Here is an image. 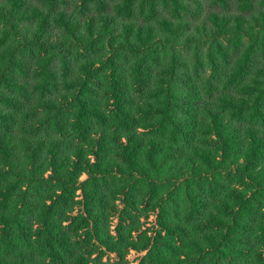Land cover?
<instances>
[{"label":"trees","instance_id":"1","mask_svg":"<svg viewBox=\"0 0 264 264\" xmlns=\"http://www.w3.org/2000/svg\"><path fill=\"white\" fill-rule=\"evenodd\" d=\"M131 250L264 264V0H0V264Z\"/></svg>","mask_w":264,"mask_h":264},{"label":"rangeland","instance_id":"2","mask_svg":"<svg viewBox=\"0 0 264 264\" xmlns=\"http://www.w3.org/2000/svg\"><path fill=\"white\" fill-rule=\"evenodd\" d=\"M153 220H154V217H151V221H153ZM112 229H113V227H112ZM141 255L142 254H137L136 252H134L132 250L129 251L127 254V257H126L127 264H138L139 258ZM110 259L114 260L115 258L113 256H110Z\"/></svg>","mask_w":264,"mask_h":264}]
</instances>
